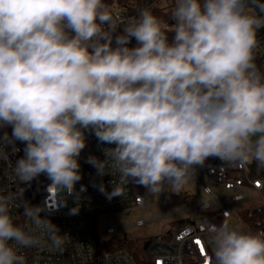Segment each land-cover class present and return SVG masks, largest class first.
<instances>
[{
  "label": "clouds",
  "instance_id": "clouds-1",
  "mask_svg": "<svg viewBox=\"0 0 264 264\" xmlns=\"http://www.w3.org/2000/svg\"><path fill=\"white\" fill-rule=\"evenodd\" d=\"M253 6L264 13L261 0H176L169 40L148 8L121 28L104 0H0V127L25 145L18 179L45 174L48 189L71 195L89 130L114 145L87 161L119 175L108 199L128 182L178 190L210 157L264 168V73L254 56L264 15ZM43 210L23 208L59 247ZM208 233L211 264H264V232L226 218ZM38 243L0 196V264H26L21 249Z\"/></svg>",
  "mask_w": 264,
  "mask_h": 264
},
{
  "label": "built area",
  "instance_id": "built-area-1",
  "mask_svg": "<svg viewBox=\"0 0 264 264\" xmlns=\"http://www.w3.org/2000/svg\"><path fill=\"white\" fill-rule=\"evenodd\" d=\"M176 0H120V9H110L119 18L120 27L130 18L136 17L141 9H151L155 13L173 11ZM115 5V6H116ZM167 31L174 30L175 21L164 23ZM117 30L116 34H119ZM257 48L254 50L255 64L264 73V27L257 31ZM11 127H0V196L9 199V213L13 222L30 231L39 243L30 248L21 249L26 264H139L134 255L126 249L104 250L96 241L89 226V217L125 210L130 214L134 210L144 212L147 207L148 190L135 182L122 185L124 195L108 199L106 193L112 190V181L120 182L118 174L99 175L88 158L95 156L104 160V149L114 145L98 141L91 130L85 133L86 147L79 157L82 179L75 185L71 195L62 193L58 196L54 188H49L51 181L43 184L40 190L32 192L28 184H23L14 171L16 161L23 156L24 144L11 140ZM203 174L201 180L204 193L213 200L203 209L216 207V221L230 219L233 225H239L245 231L264 232V168L255 162L250 164L226 163L218 158H208L203 166L198 167ZM209 183L207 185L205 183ZM103 185L105 192L100 191ZM115 186V184L113 185ZM144 190L145 194L140 193ZM79 201L78 212L72 214L66 208L68 200ZM41 206L42 218L50 220L58 229L63 239L59 247L52 243L51 233L36 229L32 221L24 215L27 204ZM227 213V216L225 215ZM210 218L183 224L175 232L154 237L146 244L147 255L151 264H211V246L209 244L208 225L220 224ZM143 220L136 223L141 227ZM118 229L108 228L109 235ZM199 240L200 245L195 241ZM204 251L201 252L200 248Z\"/></svg>",
  "mask_w": 264,
  "mask_h": 264
},
{
  "label": "rangeland",
  "instance_id": "rangeland-1",
  "mask_svg": "<svg viewBox=\"0 0 264 264\" xmlns=\"http://www.w3.org/2000/svg\"><path fill=\"white\" fill-rule=\"evenodd\" d=\"M119 1L116 0L110 4L111 9H120L119 4L116 5ZM195 173L201 180L204 179L198 168ZM205 183L210 185L207 181ZM140 193L145 194L141 188ZM212 203V198L204 193L202 184L192 175L187 183L178 190L168 185L162 192L148 191L147 207L144 212L134 210L127 214L125 210H122L91 216L88 220L97 243L103 249L104 247L120 249L125 245H132L140 252L141 250L136 247V244L148 242L157 236L169 235L185 223L204 218H210L215 222L214 216L218 212L217 208L214 206L208 210L202 208L204 205H211ZM78 204L79 201L76 199L68 200L66 208L72 210ZM140 220H143L145 224L138 227L136 223ZM216 222L222 223V221ZM108 228L119 231L109 235L107 233ZM143 257L150 261L147 252L143 254Z\"/></svg>",
  "mask_w": 264,
  "mask_h": 264
},
{
  "label": "trees",
  "instance_id": "trees-1",
  "mask_svg": "<svg viewBox=\"0 0 264 264\" xmlns=\"http://www.w3.org/2000/svg\"><path fill=\"white\" fill-rule=\"evenodd\" d=\"M116 0H104V2L109 6V8L111 9L110 7V4H112L113 2H115ZM262 3H264V0H261ZM250 11L256 13V14H260V15H264V13H260L259 9L258 8H255L254 6L253 7H250L249 9ZM172 11L168 12V13H165V14H162V13H155L154 15H156L157 17H159L160 19H162L164 21V23H168V22H172L173 18H172ZM168 32V36H169V40H171L172 38V35L174 34L173 30L171 31H167ZM129 47H135L136 46V41L135 39L133 38L131 40V43L128 45ZM46 182H48V177L45 175V174H41L39 175L38 177H36L35 179H33L31 181L30 184H28V186L30 187L31 191L32 192H35L36 190H40V187L45 184ZM147 242H140L138 244H136V247L141 250L140 252L137 251L136 248H134L132 245H125L123 246L122 248L120 249H126L128 250L129 252H131L134 257L136 258V260L138 261L139 264H151L150 261L146 260L144 257H143V254L146 253V250H145V245H146ZM104 250H107V251H111V250H114V249H111L109 247H104ZM142 254V256H141Z\"/></svg>",
  "mask_w": 264,
  "mask_h": 264
},
{
  "label": "snow or ice",
  "instance_id": "snow-or-ice-1",
  "mask_svg": "<svg viewBox=\"0 0 264 264\" xmlns=\"http://www.w3.org/2000/svg\"><path fill=\"white\" fill-rule=\"evenodd\" d=\"M195 243H196L197 245H200V244H201V242H200L199 240L195 241ZM200 251L203 252V251H204V248L201 247V248H200Z\"/></svg>",
  "mask_w": 264,
  "mask_h": 264
},
{
  "label": "water",
  "instance_id": "water-1",
  "mask_svg": "<svg viewBox=\"0 0 264 264\" xmlns=\"http://www.w3.org/2000/svg\"><path fill=\"white\" fill-rule=\"evenodd\" d=\"M148 244L145 245V250H147Z\"/></svg>",
  "mask_w": 264,
  "mask_h": 264
}]
</instances>
